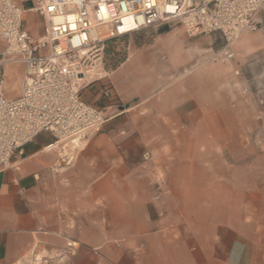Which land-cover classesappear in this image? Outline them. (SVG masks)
Wrapping results in <instances>:
<instances>
[{"label": "crops", "instance_id": "obj_1", "mask_svg": "<svg viewBox=\"0 0 264 264\" xmlns=\"http://www.w3.org/2000/svg\"><path fill=\"white\" fill-rule=\"evenodd\" d=\"M11 1L41 37L36 0ZM254 20L233 61L217 58L218 34L148 30L168 37L129 47L98 133L65 145L41 133L0 166V264H264V3ZM161 46L184 61L149 57Z\"/></svg>", "mask_w": 264, "mask_h": 264}, {"label": "built area", "instance_id": "obj_2", "mask_svg": "<svg viewBox=\"0 0 264 264\" xmlns=\"http://www.w3.org/2000/svg\"><path fill=\"white\" fill-rule=\"evenodd\" d=\"M23 1V0H20ZM264 0H36L31 11L42 18L44 34L33 39L23 28V9L0 0V38L5 60L24 64L21 93L4 98L0 75V166L6 165L41 133L61 144L81 142L98 133L104 108L118 101L110 83H102L98 100L82 90L102 77L87 79L101 69L108 41L121 40L160 25L176 22L189 38L218 34L221 61H233V42L256 30L254 17ZM215 60V58H214ZM238 74V72H236ZM147 154L143 160H147ZM75 253L74 247L68 255Z\"/></svg>", "mask_w": 264, "mask_h": 264}, {"label": "rangeland", "instance_id": "obj_3", "mask_svg": "<svg viewBox=\"0 0 264 264\" xmlns=\"http://www.w3.org/2000/svg\"><path fill=\"white\" fill-rule=\"evenodd\" d=\"M31 20V17L29 18ZM39 28V27H38ZM40 32L36 33V36H38ZM185 37L187 35L183 33ZM131 37H137L134 38L132 41H122V40H112L108 41L105 47L104 51V58H103V64L101 66V69L98 71L102 74V79L95 81L94 83L88 85L86 88L82 90L83 98L90 102V103H96L91 102L92 98L86 97V93L90 91V89H93L94 91L93 96L98 94L99 88L102 83H110V75L111 72L119 66L120 62L125 58L127 55L129 47L132 48L133 46H140L149 43V41L152 40L153 37H168L167 35H161V33H154L149 31H142L136 35H132ZM193 39V38H189ZM151 58L156 59V62L161 64H179L184 61L185 55L182 53V51L176 47L172 46H161L157 48L154 52L149 54ZM162 56H165V58H162ZM150 59V58H149ZM141 64V63H140ZM139 64V65H140ZM138 64H135V66H139ZM133 63H130L127 65L122 71L120 72L122 75L125 74L126 70H129V68H132ZM1 69V79H2V89H3V95L4 98L7 100H15L19 98L21 93V84H22V78L24 74V64L20 61L16 62H9L6 64L0 65ZM96 77V76H95ZM103 104H99V106H102ZM264 203H261L259 207L263 209ZM261 224H264V218L258 219ZM257 256L264 259V240L261 241V244L258 245L257 249Z\"/></svg>", "mask_w": 264, "mask_h": 264}, {"label": "bare ground", "instance_id": "obj_4", "mask_svg": "<svg viewBox=\"0 0 264 264\" xmlns=\"http://www.w3.org/2000/svg\"><path fill=\"white\" fill-rule=\"evenodd\" d=\"M100 69H97V70H93L89 73L87 79L90 81L91 79H95L96 77H102V74L99 73ZM96 76V77H95Z\"/></svg>", "mask_w": 264, "mask_h": 264}]
</instances>
